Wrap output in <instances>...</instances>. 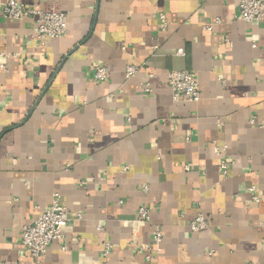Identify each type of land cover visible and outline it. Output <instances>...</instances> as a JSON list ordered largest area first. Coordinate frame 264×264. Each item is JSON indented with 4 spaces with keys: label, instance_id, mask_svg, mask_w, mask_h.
Instances as JSON below:
<instances>
[{
    "label": "crops",
    "instance_id": "0c3cea01",
    "mask_svg": "<svg viewBox=\"0 0 264 264\" xmlns=\"http://www.w3.org/2000/svg\"><path fill=\"white\" fill-rule=\"evenodd\" d=\"M6 1L0 264H36L22 228L55 192L72 219L43 264H264V20H240L238 0H18L67 14L64 36L39 38L32 17H2ZM172 69L196 72L198 102L173 100ZM199 209L209 225L194 232ZM157 229L148 260L139 249Z\"/></svg>",
    "mask_w": 264,
    "mask_h": 264
},
{
    "label": "built area",
    "instance_id": "2783aa9c",
    "mask_svg": "<svg viewBox=\"0 0 264 264\" xmlns=\"http://www.w3.org/2000/svg\"><path fill=\"white\" fill-rule=\"evenodd\" d=\"M240 20L251 22L255 20H264V0H238ZM1 15L7 20H21L32 17L35 21L34 35L39 38H59L64 36L68 30V17L64 11L46 10L38 6H31L18 0H7L2 8ZM162 30L169 25V18L166 13L160 14ZM206 28H210L206 25ZM184 48L177 50L178 55H185ZM1 70H6L5 63L0 64ZM94 78L98 81H104L109 77V69L106 65L95 62L93 64ZM139 67L129 65L125 70V76L131 77L138 73ZM153 74H149L152 77ZM167 81L172 91L173 100L176 102H198L201 99L199 87V79L195 71L190 69H172L167 74ZM146 92H150L151 88H145ZM255 121V118L252 119ZM185 169L189 170L192 164L188 163ZM127 168V167H125ZM229 162L222 161L220 163V171L223 176L229 174ZM84 184V183H82ZM143 190L147 192L149 186L145 185ZM248 190L252 193V199L255 202L260 201L261 197L257 193L254 185L249 186ZM200 205L199 203L197 204ZM152 209L148 206H140L138 208V218L143 221L151 219ZM72 219L68 208L62 202V196L59 192L53 194L51 204L42 209L37 217L29 224L22 228L21 248L25 250L36 262L43 264L42 258L46 254L49 246L56 240L62 239V229ZM209 221L205 213L199 209L195 217L190 222L192 231H200L207 228ZM164 234L161 229L154 231L152 243L147 248H140V252H145L146 258L152 260L161 250V244ZM112 248L111 242L107 243L104 249V255L107 256Z\"/></svg>",
    "mask_w": 264,
    "mask_h": 264
}]
</instances>
